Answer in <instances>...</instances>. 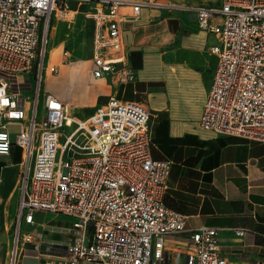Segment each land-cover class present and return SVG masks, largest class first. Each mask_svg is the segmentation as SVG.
Returning a JSON list of instances; mask_svg holds the SVG:
<instances>
[{"label": "built area", "instance_id": "2783aa9c", "mask_svg": "<svg viewBox=\"0 0 264 264\" xmlns=\"http://www.w3.org/2000/svg\"><path fill=\"white\" fill-rule=\"evenodd\" d=\"M97 2L85 11L94 22L93 75L133 81L120 7L130 4L137 17L143 5L158 3ZM189 9L217 37L210 51L218 64L200 125L264 142V0ZM68 13L67 0H0V153L13 145L23 152L10 264H17L21 239L33 242L38 264H232L221 253L216 227L187 229L186 216L165 205L171 162L152 156L145 103L111 95L79 117L55 94L41 93L50 20ZM215 16L221 22L213 23ZM35 211L71 216L70 242L42 249L31 233H21V220L33 223ZM183 232L184 261L170 262L165 240Z\"/></svg>", "mask_w": 264, "mask_h": 264}, {"label": "crops", "instance_id": "0c3cea01", "mask_svg": "<svg viewBox=\"0 0 264 264\" xmlns=\"http://www.w3.org/2000/svg\"><path fill=\"white\" fill-rule=\"evenodd\" d=\"M155 1L158 4L143 5L137 17L130 4L120 7L136 79L116 83L106 75H93L94 22L85 11L97 0H67L68 17L54 15L50 20L45 49L49 82L43 92L55 94L84 114L111 95L145 103L151 111L152 156L171 162L165 205L186 216L187 229L216 227L221 253L232 264H264V142L200 125L218 64L210 51L217 37L199 27L189 7H220L222 0ZM211 21L219 23L221 16ZM22 158L17 145L7 154L0 153V264H10ZM71 226V216L35 211L34 222L22 219L20 229L40 240L45 249L68 244ZM238 229L244 233L237 234ZM186 239L185 232L166 238L168 261L183 263ZM19 248L17 264L39 263L32 241L21 239Z\"/></svg>", "mask_w": 264, "mask_h": 264}, {"label": "rangeland", "instance_id": "374dc122", "mask_svg": "<svg viewBox=\"0 0 264 264\" xmlns=\"http://www.w3.org/2000/svg\"><path fill=\"white\" fill-rule=\"evenodd\" d=\"M45 64H46V58L44 56V61H43V68L44 69H43V73H42V81H41L42 91H41V93L46 90V88L48 87V82H49V79H48L47 74H46V71H45ZM55 69H56V67H55ZM30 79H31L30 81H32L31 84L35 85L34 78L31 77ZM30 92H31L30 89H28V90L23 91L22 94L23 95L29 94ZM39 110H40L39 111V114L41 116L42 115V112H43L41 106H40V109ZM71 111L73 112V114L75 116H79V117H86V116H88L90 114V113L89 114H84L85 112L83 110L72 109V108H71Z\"/></svg>", "mask_w": 264, "mask_h": 264}]
</instances>
